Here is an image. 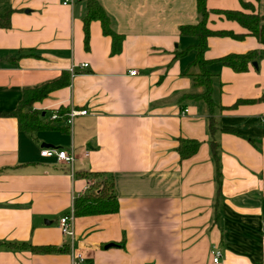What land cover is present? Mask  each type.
I'll list each match as a JSON object with an SVG mask.
<instances>
[{"label":"crops","instance_id":"0c3cea01","mask_svg":"<svg viewBox=\"0 0 264 264\" xmlns=\"http://www.w3.org/2000/svg\"><path fill=\"white\" fill-rule=\"evenodd\" d=\"M99 1L122 38L117 52L97 20L86 47L87 0H0V14L11 12L0 114L61 84L24 110L56 129L27 133L0 115V264H264V44L224 14L264 19V0H207V28L242 37L207 40L213 115L191 98L205 91L192 76L200 38L181 33L199 23L197 0ZM249 53L245 72L221 62ZM72 110L87 115L70 126ZM182 140L200 143L190 158ZM47 148H73L74 169L42 158ZM93 184L113 185L119 210L75 215L72 240L59 220L101 191Z\"/></svg>","mask_w":264,"mask_h":264},{"label":"trees","instance_id":"16d2710c","mask_svg":"<svg viewBox=\"0 0 264 264\" xmlns=\"http://www.w3.org/2000/svg\"><path fill=\"white\" fill-rule=\"evenodd\" d=\"M259 2L260 0H256ZM245 5V4H244ZM248 7V5H245ZM198 14L200 17L199 23L195 26L182 27V35H193L200 38V43L195 50L197 51L196 60L193 62L192 67L198 68L199 72L193 74L195 77V86L205 88L204 93L191 96V98L199 101H204L209 106L210 112L214 114L216 104L213 100V89L214 84L212 81V75L208 70L210 62L205 60L204 54L207 50V40L212 36H232L233 38H242L239 36L232 35L231 33H216L207 28V20L209 16V11L207 9V0H197ZM87 15L84 18L85 25V43L86 47L89 48V28L92 21H100L102 23L104 33L111 36L114 40V51L120 50L122 38L118 36L113 31V24L111 18L104 11L99 0H87ZM229 20H233L241 24L246 28L250 35L256 36L264 44V19L259 16V14H244L242 12L229 11L224 13ZM10 17L11 12L0 14V28L10 27ZM256 58L255 53H249L246 55H230L223 59L221 62L235 70L236 72H245L248 70V64ZM61 86V84H54L50 86L43 87L42 89H37L36 91H28L25 93L24 99L16 111L10 113H2L0 115L14 116L19 121V127L22 131L27 133H32L35 131H40L44 129H56L52 125H44L37 114H29L24 110L27 106H31L33 103L42 100L48 94ZM211 121V129L214 127V120ZM200 143L196 141H181L179 147L180 154L183 159L190 158L193 156ZM214 154L216 155V149L214 148ZM90 176H99L97 173H91ZM96 184V183H95ZM93 188H98L100 191L96 194H88L86 196L80 197L75 201L74 211L76 216H96L103 214H113L117 213L119 208L115 198L112 194L113 185L104 184L101 187L99 184L92 186ZM95 188V189H96ZM114 246V245H113ZM35 252H52L57 251L52 248H31ZM60 251V250H59Z\"/></svg>","mask_w":264,"mask_h":264},{"label":"built area","instance_id":"2783aa9c","mask_svg":"<svg viewBox=\"0 0 264 264\" xmlns=\"http://www.w3.org/2000/svg\"><path fill=\"white\" fill-rule=\"evenodd\" d=\"M64 5H70V6H74L75 5V0H63ZM88 64H83L81 65V67L83 69L88 68ZM72 75L75 72V67L72 66ZM137 73L136 72H132L131 75L135 76ZM81 115H87V111H75L72 110L69 113V120H68V124L70 126L73 125V121L74 118H76L77 116H81ZM56 118L54 117V120ZM41 156L44 159H54L57 163L59 164H63L66 165L68 167H71L72 170L74 169V165L76 163V161L79 159L78 155L75 153L74 149H51V148H47V149H43L41 151ZM87 156V154H86ZM74 220H75V211L74 209H72V211L61 217L59 220V228L62 231V233L71 238L72 240L74 239ZM213 256H214V263H218L220 258L222 257V253L220 251H215L213 252Z\"/></svg>","mask_w":264,"mask_h":264}]
</instances>
